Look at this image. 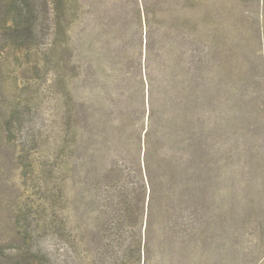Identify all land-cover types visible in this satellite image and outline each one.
<instances>
[{"label":"rangeland","instance_id":"rangeland-1","mask_svg":"<svg viewBox=\"0 0 264 264\" xmlns=\"http://www.w3.org/2000/svg\"><path fill=\"white\" fill-rule=\"evenodd\" d=\"M145 4L169 67L145 64ZM198 48L205 190L145 231L108 154L93 161L92 112L129 73L191 70ZM0 264H264V0H0Z\"/></svg>","mask_w":264,"mask_h":264},{"label":"trees","instance_id":"trees-1","mask_svg":"<svg viewBox=\"0 0 264 264\" xmlns=\"http://www.w3.org/2000/svg\"><path fill=\"white\" fill-rule=\"evenodd\" d=\"M150 13L146 4L137 13L139 30L144 35L139 42L141 53L146 65L155 55L169 67L171 43H156L150 37ZM195 54L191 70H138L136 75L127 74L124 89L114 81L104 105L95 103L92 112L93 161L106 159L108 154L112 183L115 185L122 177V187L126 185L122 195L137 197L145 216V231L152 228L150 220L156 214L169 216L179 211L186 219L191 209L172 208L170 203L202 197L205 190L206 70L203 50L198 48ZM71 124L68 115L63 141L68 168L73 158ZM194 211L200 217L199 210ZM188 223L183 228L200 225L196 221Z\"/></svg>","mask_w":264,"mask_h":264}]
</instances>
